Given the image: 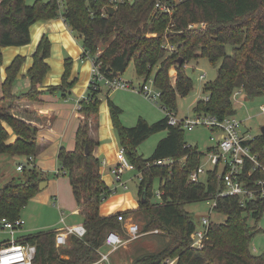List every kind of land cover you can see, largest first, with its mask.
Segmentation results:
<instances>
[{
	"label": "trees",
	"instance_id": "trees-1",
	"mask_svg": "<svg viewBox=\"0 0 264 264\" xmlns=\"http://www.w3.org/2000/svg\"><path fill=\"white\" fill-rule=\"evenodd\" d=\"M162 1L174 6L171 15L155 10L156 0L121 4L114 13L105 10L107 0H66L63 18L82 42L83 60H93L107 77L124 76L132 63L144 82L154 74V84L162 92V103L175 112L178 97H186L193 90L185 67L201 58L213 65L220 61L222 64L215 81L205 84L203 94L209 96V101L199 100L194 107L196 114H210L223 120L237 114L233 106L236 92H243L250 100L264 97V0ZM59 12L57 0H36L31 6L26 0H1L0 64L4 48L29 45L31 27L41 20L57 19ZM100 46L104 47L101 52ZM228 46L232 47L231 54L227 53ZM50 50L51 42L44 35L33 56V67L27 73L31 86L25 93L16 94L14 87L26 57L18 56L6 69L0 98V155L25 160L38 155V130L13 112L20 101L39 100L42 94L39 88L51 70L46 62ZM72 67L73 60L68 58L61 85L51 86L50 93L67 97L75 85V81H70ZM172 68L176 70L175 79ZM100 93L101 90L89 86L88 96L79 100L81 114L87 118L99 117ZM109 108L120 147L125 148L128 160L142 178L138 197L143 230L145 233L159 230L166 242L161 250L143 254L132 264H164L167 259H177L178 264H264V254L253 253L251 246L262 230L249 225L250 218L258 221L263 216L264 199L251 202L246 208L237 198L218 199L214 211L224 216V221L211 222L205 248H192L191 235L197 225L186 206L212 200L223 189L217 173L209 172L203 181L190 182V175L200 166L203 154L197 147L188 145L184 141L185 131L170 126L166 117L154 124L140 119L130 128L119 119L121 108L112 101ZM8 127L17 137L12 144ZM163 131H167V137L158 143L153 155L150 158L141 155L140 146ZM251 145L264 165V135H258ZM95 146L89 124L84 122L77 133L76 149L68 152L61 148L58 154L59 167L66 171L64 176H69L76 204L84 216L85 238L72 236L66 246L57 248L54 231L29 235L28 241L37 247L34 264L95 263L107 234L124 233L118 216H130L132 211L101 215V206L114 192L103 180L102 162L94 155ZM165 159L173 163L155 164ZM23 173L24 179H13L0 189V220L22 218L23 211L40 193V183L49 179L35 163ZM263 174L255 175L261 178ZM156 181L163 195L161 202L154 204L151 199ZM144 191L146 203L141 202Z\"/></svg>",
	"mask_w": 264,
	"mask_h": 264
},
{
	"label": "built area",
	"instance_id": "built-area-1",
	"mask_svg": "<svg viewBox=\"0 0 264 264\" xmlns=\"http://www.w3.org/2000/svg\"><path fill=\"white\" fill-rule=\"evenodd\" d=\"M108 6L105 10L112 7L117 9L121 4L134 3L137 0H107ZM1 2V0H0ZM60 11L66 8V0H57ZM155 10L171 15L174 12V6L164 3L162 0H156ZM64 19V18H63ZM193 27V26H190ZM93 61V60H92ZM206 78V73L200 76L201 80ZM90 86L95 90L107 88L110 91H129L144 96L147 100L159 104L161 109L166 113L168 124L173 127H181L184 131H194L198 127H205L211 130V142L213 145L208 149L206 154L207 164L210 168L206 169L202 163L190 175V182L203 181L209 172H216L218 180L222 183L223 189L212 199L214 202L212 208L217 206L218 199L233 197L239 200L240 205L246 208L249 203L264 199V177L256 178L257 172L264 173V165L260 161L258 154L252 150V143L256 141L257 136L244 129V122L237 118V115L227 117L220 120L218 117L210 114H196L193 117L178 118L177 113L166 107L161 100L162 92L154 84V79L139 86L124 80L123 76L107 77L102 71L100 65L93 61V68L90 80ZM242 92H236L233 100H236ZM204 101H209V96H204ZM78 110H80L79 100L77 101ZM260 111L264 113V106L260 107ZM34 163V157L26 160V163L17 167L18 171L23 172L25 168ZM173 161L170 159L157 161L155 164L170 165ZM105 162L102 163L104 165ZM136 171L135 166L128 160L126 150L120 147L117 152V161L110 170L113 176L115 189L118 187L124 190L129 189L128 180L125 179L127 172ZM66 171L59 168L56 172L58 176H64ZM264 175V174H263ZM163 195L159 191L158 197L161 200ZM130 216L120 214L118 220L122 223L128 239L117 231H110L105 239L103 247L110 250L103 253L100 248L98 250L100 258L97 262L91 264H110V256L128 242L135 241L146 234H160L159 230L150 233H144L139 225L135 224ZM64 222V219H62ZM211 217L202 219L201 227H197L191 235L192 248L202 250L206 247L209 240V229L211 225ZM25 220L19 218L11 221L6 218L0 220V234L6 235V239L0 241V264H34L37 254L36 245L28 241L29 235H23L25 228ZM87 229L84 224H74L66 226L56 232L57 248L64 247L68 244L70 237L75 236L84 239ZM164 264H178L177 259H167Z\"/></svg>",
	"mask_w": 264,
	"mask_h": 264
},
{
	"label": "crops",
	"instance_id": "crops-1",
	"mask_svg": "<svg viewBox=\"0 0 264 264\" xmlns=\"http://www.w3.org/2000/svg\"><path fill=\"white\" fill-rule=\"evenodd\" d=\"M30 33L32 40L30 45L25 47H7L3 49V63L0 64V98L2 97V85L7 77L6 69L18 56H26V62L21 68L19 79L14 87V92L20 94L30 89L31 84L27 77V73L33 67V56L37 51L42 37L48 34L52 43V48L51 57L48 58L46 62L51 70L41 86L47 88V90L41 92L42 94L36 102L20 101L16 103V108L13 112L14 116L38 130L37 140L39 152L34 158V163L39 170L49 176V179L46 180L48 186L43 191H40L32 201L36 200L47 203L52 197H57V199H59L57 192L60 180L55 176L60 168L58 154L61 148H65L68 152H73L76 149L77 133L84 122H88L90 138L96 143L94 149L95 157L102 163L105 162L100 170L103 180L107 186L111 188L114 179L110 170L117 161V152L120 148V144L113 127L109 101L113 100L112 102L114 104L120 106L121 103L119 99H121V96L116 95L115 98H111L110 90L103 87L100 89L101 92L103 89H107L109 94L106 100H102L99 117L87 118L85 115L81 114L77 107V101L86 98L89 93L88 87L90 86L93 61L91 59V61L82 59L84 49L76 41V37L63 18L41 20L31 27ZM66 57L73 59L70 81H75V86L68 91L67 97H63L61 93H50L49 88L51 86L61 85L62 77L65 72L64 63ZM139 85L141 84L139 83ZM19 90H22V92H19ZM8 130L11 134L9 143L12 144L16 141L17 137L13 135L9 127ZM125 178L129 183L138 180L139 185L142 180L140 173L137 171L127 172ZM139 207V200L135 201L131 193H122L118 196L115 195L110 197L108 201L101 206V215L107 217L118 212L136 211ZM71 212L72 215H78L81 214V209L76 205ZM62 219H64V222H62ZM62 219L60 223H63L64 226L58 227L53 230L54 232L66 226L84 224V216L79 223L75 222L68 224L66 218L62 217ZM29 231L30 230L27 228H24L23 235H33L29 234ZM254 252L256 251L254 250Z\"/></svg>",
	"mask_w": 264,
	"mask_h": 264
},
{
	"label": "rangeland",
	"instance_id": "rangeland-1",
	"mask_svg": "<svg viewBox=\"0 0 264 264\" xmlns=\"http://www.w3.org/2000/svg\"><path fill=\"white\" fill-rule=\"evenodd\" d=\"M35 1L36 0H26V3L27 5L31 6L35 3ZM43 1H48V0H43ZM63 12H64V8L59 12L58 18H63ZM45 35L48 36L49 38L48 34ZM76 41L82 46V42L80 40L76 38ZM51 48H52V43H51ZM103 48H104L103 46H100L99 52H101ZM231 52H232V47L228 46L227 53L231 54ZM2 54H3V50H2ZM50 54H51V50H50ZM67 59L68 57L65 58V62ZM88 60L90 59H87V61ZM221 64L222 61L218 62L216 65H213L209 62L208 59L201 58L197 61L190 62L185 67L186 74L192 80L193 90L186 97H181V96L178 97L177 111H176L178 118L193 117L195 115L194 112L195 105L199 100L204 99L205 96L203 94V88L205 84L215 81V79L217 78L218 70L221 67ZM204 73H206V78L204 80H201L200 76ZM171 75L175 79L176 73L174 68H172L171 70ZM153 77L154 74L151 76L150 79H153ZM123 78L124 80L134 83L135 86H139V83L143 84L145 81L144 78L138 77L133 63L130 65ZM19 92H22V90L21 91L19 90ZM110 92H111L110 94L111 98H115L116 95L121 96V99H119L121 105L120 106L117 105V106L122 109V113L120 114L119 119L122 125L125 127L131 128L136 126L140 119L148 122L149 124H154L166 117V113L161 109L160 103L155 104L147 100L144 96L140 94H136L129 91H123V90L110 91ZM108 94H109L108 90L103 89V91L99 95L100 96L99 99L101 100V102L103 99L104 100L107 99ZM233 106L237 111L236 114L237 118L244 122V129L246 131L251 132L255 136L260 135L262 131V127L264 126V113L260 111V107L264 106V97L250 100L242 92L236 100H233ZM211 136H212L211 130L205 127H198L191 132L185 131V135H184V141L188 145L197 147L198 150L205 155L203 157L202 163L206 169L210 168V166L207 164L206 154L208 153V149L213 145V143L211 142ZM166 137H167V131H163L151 136L147 141H145L140 146L139 153L143 155L145 158H150L153 155L158 143ZM23 163L24 164L26 163V160L23 158L11 157L8 155H0V169H1L0 189L5 184L12 181L13 179H16L17 181L24 179V173L17 170L18 165ZM56 178H59L60 180L59 181L60 184L57 192L59 199H57V197H52L50 201L47 203H43L36 200L31 201L29 205L26 207V209L23 211L22 218L25 220L26 223L25 229L27 228L28 230H30L29 234L49 232L57 229L60 226H64L63 223H60L62 217L66 218L68 224L75 222L79 223L82 221L83 218L82 214L72 215L71 212L73 211V208H75L77 204L73 195L69 176H59ZM115 187L116 184L114 183L113 180V185L111 189H115ZM138 187H139V181L134 180L129 183L128 190H124L123 188L118 187L117 192L113 193L112 196L115 195L118 196L122 193H131L135 201H137L139 200ZM159 188H160V184L158 181H156L153 186L154 196L151 199V202L154 204L161 202V200L158 197ZM107 201L108 200H106L103 204H105ZM213 204L214 202L212 200H204L200 202L190 203L186 206V210L190 213L198 228L201 227L202 219L205 217L210 216L212 221H224L225 217L217 214L213 210L212 208ZM139 208L136 211H132L133 213H131L129 218H132L134 223L139 225L142 231L144 232L143 215L139 212L140 210ZM249 225L251 227H257L262 230L260 233H258L255 236L251 246L253 253L257 255H263L264 254V214L261 217V219L258 221H256V219L254 218H250ZM122 235L126 239H128V235L127 232H125V230ZM4 239H6V235L0 234V241H3ZM165 244H166L165 238L161 234L150 233L143 235L142 237H140L135 241L128 242L125 246L121 247L119 250L111 254L110 264H132L138 256L150 252H157L161 250L165 246ZM109 250L110 249L107 247H103L101 249L103 253H107ZM254 250L256 252H254Z\"/></svg>",
	"mask_w": 264,
	"mask_h": 264
},
{
	"label": "water",
	"instance_id": "water-1",
	"mask_svg": "<svg viewBox=\"0 0 264 264\" xmlns=\"http://www.w3.org/2000/svg\"><path fill=\"white\" fill-rule=\"evenodd\" d=\"M108 10L111 13H114L116 11L115 8H112V7L108 8ZM41 57H43V54H41ZM182 64H183V62H182V60H180L179 61V65H182ZM46 90H47V88H45V87H40L39 88V92H43V91H46ZM261 133L264 135V126L262 127ZM88 153H89V150H87V154ZM47 186H48V182L47 181L41 182L40 183V191H43V189L46 188ZM141 202L142 203H146L147 202V199H146V191H144V193H143Z\"/></svg>",
	"mask_w": 264,
	"mask_h": 264
}]
</instances>
